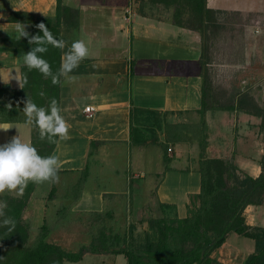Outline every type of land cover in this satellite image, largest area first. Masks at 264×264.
<instances>
[{"label": "crops", "instance_id": "1", "mask_svg": "<svg viewBox=\"0 0 264 264\" xmlns=\"http://www.w3.org/2000/svg\"><path fill=\"white\" fill-rule=\"evenodd\" d=\"M129 1L0 0V89L16 92L21 89L16 79L21 81L23 55L28 51L19 48L18 43L28 40H18L15 29L21 23L31 35L29 18H58L59 36L65 41V48L60 49L59 68L63 53L73 41L83 40L89 50L88 57L69 74L71 81L60 78L57 103L69 125V138L56 137L49 155L59 158L58 182L36 183L20 215V223L30 227L33 236L28 237L32 240L39 237L42 226L52 225L56 215V224H61L67 217L77 222L82 215L105 211L112 216L110 221L125 218L127 225L130 223L128 201L137 173H130L129 156L132 147L143 149L129 141L131 107L155 112L165 118V124L199 121L202 76L199 36L172 24L137 16ZM204 9L219 14L264 17V0H204ZM12 15L16 21H9ZM85 107L90 108L88 113L83 112ZM213 114L210 111L204 114V157L232 159L238 171L256 178L260 174L258 161L263 148L260 136L251 126L240 129L233 120L229 123L224 114ZM0 128H10L0 129V145L16 135L31 143L28 124L0 123ZM173 149L169 165L160 170L154 199L157 204L172 207L173 215L180 219L185 217L190 202L197 204L199 175L196 162L193 164L185 156L183 148L175 145ZM82 171L85 174L81 189L73 198L72 187L81 179ZM60 184L61 193L50 195L51 189L55 194ZM242 216L246 226L264 230V199L260 205L246 206ZM49 235L46 229L43 242L55 245ZM245 240L250 245L237 242L238 248L228 244L226 237L210 257L227 251L241 254L244 260L255 251L254 241ZM3 253L12 258L0 264L21 261L16 248ZM86 256L95 259L92 264H122L118 260L121 256L112 255H84L76 263L62 264H80Z\"/></svg>", "mask_w": 264, "mask_h": 264}, {"label": "trees", "instance_id": "2", "mask_svg": "<svg viewBox=\"0 0 264 264\" xmlns=\"http://www.w3.org/2000/svg\"><path fill=\"white\" fill-rule=\"evenodd\" d=\"M166 6H173L176 11L181 3L190 6L201 22H204L206 14L213 12L204 9V0H160ZM59 2V0H57ZM31 23V35H43L36 27L44 23L53 36H59V20L48 18H29ZM9 21H16L15 15L9 17ZM201 36V31L198 33ZM18 47L29 51L36 45L28 42H19ZM48 51L43 58L51 65L53 73L59 69L60 49L47 45ZM200 49V58H201ZM20 78L23 88L19 91L0 89V123H25L30 126L31 131L36 132V149H39L43 157H48L55 143L41 140L39 129L34 124H29L22 111L23 101L29 97L34 103L47 108L51 99L58 101L59 83L53 84L51 77L45 78L38 70L29 71L26 66L20 68ZM26 79V83H24ZM43 93V95H41ZM43 99V101L41 100ZM11 103V109L6 106ZM19 104V107L17 105ZM233 111L234 108H214L206 103V92L204 77L201 76V104L198 110L199 121L196 124H163L166 142L171 144L183 143L185 135L190 136L198 147L197 173L199 175V191L196 196L197 204L186 207L183 218L167 217L165 209L172 210L164 204H158L162 216L160 219H149L146 221V229L136 237L132 231L135 223H129L126 233L121 239L118 248H107L105 246L102 228H99L97 238L92 240L88 247H81L76 253H64L58 248L43 242L46 227L39 230V237L27 250L31 251L33 264H42L43 260L52 254L57 264L62 262L76 263L84 255H112L121 256L125 264H202L211 262V254L224 243L226 236L234 234L241 238L254 241V253L248 255L242 264H264V230L250 228L245 225L242 216L243 210L248 205H260L264 197V107H255L252 110H237L235 112L249 115L259 120V124L251 126L260 136L263 143L262 154L258 165L260 174L256 178H250L237 170L232 159H208L204 157L206 146V124L204 114L206 111ZM149 130L158 116L157 113L130 108L128 111L129 141L132 145L147 146L154 145L155 140L148 141L140 131L146 117ZM158 127V126H156ZM160 127V126H159ZM158 127V128H159ZM56 140V138H55ZM85 171L81 172V179L72 187L75 191L73 198L81 189V181ZM36 183L31 182L24 189L18 203L10 201L5 196H0L1 201H6V212L15 223L19 221L22 210L27 202L28 196ZM53 193L52 189L50 195ZM61 215V214H60ZM108 212L90 213L86 226L100 225L105 220L111 219ZM137 224V223H136ZM5 241L14 245L13 249L21 252L25 247L23 240L10 239L6 235ZM19 243V245H18ZM22 244V245H20ZM18 246V247H17ZM26 248V247H25ZM10 249V248H9ZM7 250V249H6Z\"/></svg>", "mask_w": 264, "mask_h": 264}, {"label": "rangeland", "instance_id": "3", "mask_svg": "<svg viewBox=\"0 0 264 264\" xmlns=\"http://www.w3.org/2000/svg\"><path fill=\"white\" fill-rule=\"evenodd\" d=\"M131 10L137 16L148 17L152 21H159L172 24L177 29L195 33L199 37L198 45L202 51L200 58V71L204 77L206 103L214 108H234L233 111H212L215 116L224 114L228 122H234L238 128L245 129V126H256L259 120L249 115L235 112L237 110H252L255 107H264V17L253 15L238 16L235 14H206L204 22H201L190 6L181 3L174 11L173 6H166L160 0H130ZM253 27V28H252ZM255 33L254 30H258ZM201 31V36L198 34ZM43 101V99L41 98ZM37 106L43 107L38 104ZM211 112V113H212ZM213 114V115H214ZM151 128L148 130L150 122L153 120L146 117L140 131L148 140H155L154 145L142 146L143 149L132 147L129 156L130 173H137L132 182V190L128 201L129 222L135 223L132 234L136 237L146 229V221L149 219H160L162 213L154 199V187L159 179L160 170L167 167L170 156H173V148L180 145L185 156L191 162L198 160V147L190 136L185 135L183 143L171 144L166 142L163 130L164 117H155ZM156 126H160L159 128ZM35 128H37L34 125ZM253 130V129H252ZM255 131V130H254ZM36 130L31 131V143L36 148ZM38 154L43 157L40 150ZM169 156V157H168ZM137 169L139 172H136ZM155 172V174H154ZM29 182L28 184H30ZM62 185L56 187L52 195L58 196L61 193ZM10 201H19L21 195L17 192H5L0 194ZM264 199V197H263ZM262 199V201H263ZM1 201V200H0ZM6 202V201H3ZM195 206L190 202L189 207ZM24 210V209H23ZM22 210V212H23ZM5 216L8 217L6 208ZM164 215L172 217L170 209L164 210ZM112 217V216H111ZM125 217V216H124ZM120 218V217H119ZM3 218H0L2 221ZM89 215H82L76 221L67 217L61 224H56L57 215L52 225L46 227L50 231V239H54L52 245L64 253H76L81 247H88L90 242L97 238L99 228L105 234L104 241L107 248H118L121 239L127 230L126 219L117 221L105 220L101 227L86 226L83 221L88 220ZM112 219V218H111ZM79 220V221H78ZM39 218L37 217V222ZM137 223V224H136ZM30 227L20 223V219L15 226H0V255L6 249H13L15 246L5 241L7 235L10 239L23 240L24 246L21 248V261L17 264H33L30 247L36 240H32ZM227 243L239 248L238 244H249V241L234 234H228ZM226 239V238H225ZM238 242V244H236ZM19 245V243H18ZM22 245V244H20ZM248 246V245H247ZM18 247V246H17ZM79 248V249H78ZM4 254V253H3ZM12 257L0 256V262L6 263ZM218 259L220 261H218ZM245 259V258H244ZM93 257L86 256L80 264H92ZM118 260L125 264V260L119 257ZM242 255L236 253L228 254L224 251L217 257L211 258V262L202 264H242ZM224 262V263H222ZM242 262V263H241ZM42 264H57L54 255L49 254Z\"/></svg>", "mask_w": 264, "mask_h": 264}, {"label": "clouds", "instance_id": "4", "mask_svg": "<svg viewBox=\"0 0 264 264\" xmlns=\"http://www.w3.org/2000/svg\"><path fill=\"white\" fill-rule=\"evenodd\" d=\"M36 27L43 33L42 36L30 35L25 30L26 26L21 23L16 25L17 39L25 38L30 45H36L24 53V65L29 71L35 69L45 78L51 77L53 84L59 83L61 77L66 81H71L73 78L69 74L89 55L85 42L83 40L73 41L69 50L62 55L60 68L56 73H53L51 65L41 54L48 51L47 45L63 50L65 41L55 38L44 23H39ZM16 80L23 88L21 81ZM24 83H26V79ZM23 103L22 111L26 121L29 124H34L39 129L41 140L47 139L48 142L55 143L56 137L60 139L69 138V125L61 116V109L55 98L51 99L47 108L37 106L29 97ZM6 107L11 109V103ZM17 107H19V104ZM0 129L6 131L10 128ZM60 167L61 164L57 156L42 157L32 144L23 142L17 135L13 136L9 142L0 145V194L7 191L22 195L29 182L37 184L58 182ZM6 207L7 203L0 201V218H3L0 221V226L11 225L14 227L15 221L11 217L5 216L4 209Z\"/></svg>", "mask_w": 264, "mask_h": 264}, {"label": "built area", "instance_id": "5", "mask_svg": "<svg viewBox=\"0 0 264 264\" xmlns=\"http://www.w3.org/2000/svg\"><path fill=\"white\" fill-rule=\"evenodd\" d=\"M90 111V108L89 107H85L84 109H83V112H85V113H88Z\"/></svg>", "mask_w": 264, "mask_h": 264}]
</instances>
